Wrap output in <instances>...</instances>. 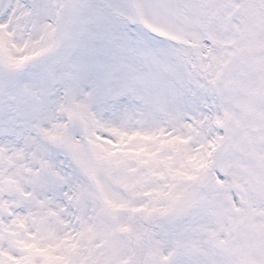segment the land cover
<instances>
[{
	"label": "snow or ice",
	"instance_id": "obj_1",
	"mask_svg": "<svg viewBox=\"0 0 264 264\" xmlns=\"http://www.w3.org/2000/svg\"><path fill=\"white\" fill-rule=\"evenodd\" d=\"M0 264H264V0H0Z\"/></svg>",
	"mask_w": 264,
	"mask_h": 264
}]
</instances>
